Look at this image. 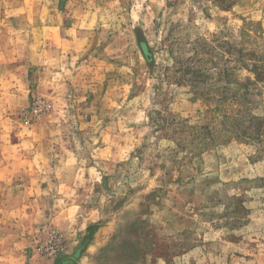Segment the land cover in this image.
I'll list each match as a JSON object with an SVG mask.
<instances>
[{
    "label": "rangeland",
    "instance_id": "obj_1",
    "mask_svg": "<svg viewBox=\"0 0 264 264\" xmlns=\"http://www.w3.org/2000/svg\"><path fill=\"white\" fill-rule=\"evenodd\" d=\"M31 258L264 264V0H0V264Z\"/></svg>",
    "mask_w": 264,
    "mask_h": 264
},
{
    "label": "built area",
    "instance_id": "obj_2",
    "mask_svg": "<svg viewBox=\"0 0 264 264\" xmlns=\"http://www.w3.org/2000/svg\"><path fill=\"white\" fill-rule=\"evenodd\" d=\"M44 109V106L41 105L39 102H37L35 108H34V111L35 112H39V111H42Z\"/></svg>",
    "mask_w": 264,
    "mask_h": 264
},
{
    "label": "crops",
    "instance_id": "obj_3",
    "mask_svg": "<svg viewBox=\"0 0 264 264\" xmlns=\"http://www.w3.org/2000/svg\"><path fill=\"white\" fill-rule=\"evenodd\" d=\"M39 261H40L41 264L44 263L43 259H40ZM30 264H37V258H35L34 260L31 258L30 259Z\"/></svg>",
    "mask_w": 264,
    "mask_h": 264
}]
</instances>
